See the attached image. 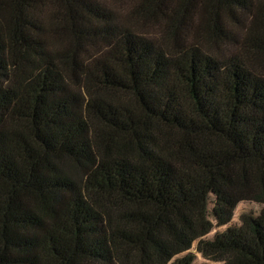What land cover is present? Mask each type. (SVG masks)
Returning <instances> with one entry per match:
<instances>
[{
    "label": "trees",
    "instance_id": "1",
    "mask_svg": "<svg viewBox=\"0 0 264 264\" xmlns=\"http://www.w3.org/2000/svg\"><path fill=\"white\" fill-rule=\"evenodd\" d=\"M197 254L264 264V0H0V264Z\"/></svg>",
    "mask_w": 264,
    "mask_h": 264
},
{
    "label": "rangeland",
    "instance_id": "2",
    "mask_svg": "<svg viewBox=\"0 0 264 264\" xmlns=\"http://www.w3.org/2000/svg\"><path fill=\"white\" fill-rule=\"evenodd\" d=\"M154 31L150 32V34H153ZM154 35V34H153ZM156 35V34H155ZM262 207L253 203V202H248V201H244L242 203L239 204V206L237 207V210L235 212V216L234 219L232 221V225H239L240 224V217L243 214H258L261 211ZM225 228H215L212 233L209 235V238H213V236L220 231H223ZM195 247H193V252L196 253ZM194 264H217V263H213L210 261L205 260L201 255L197 254L196 260L194 262Z\"/></svg>",
    "mask_w": 264,
    "mask_h": 264
}]
</instances>
